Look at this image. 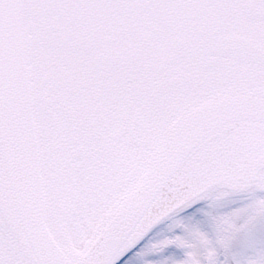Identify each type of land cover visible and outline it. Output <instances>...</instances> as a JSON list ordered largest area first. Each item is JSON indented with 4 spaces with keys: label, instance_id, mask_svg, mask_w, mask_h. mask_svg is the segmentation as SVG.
<instances>
[{
    "label": "snow or ice",
    "instance_id": "snow-or-ice-1",
    "mask_svg": "<svg viewBox=\"0 0 264 264\" xmlns=\"http://www.w3.org/2000/svg\"><path fill=\"white\" fill-rule=\"evenodd\" d=\"M213 171L264 178V0H0V264H131Z\"/></svg>",
    "mask_w": 264,
    "mask_h": 264
},
{
    "label": "rangeland",
    "instance_id": "rangeland-1",
    "mask_svg": "<svg viewBox=\"0 0 264 264\" xmlns=\"http://www.w3.org/2000/svg\"><path fill=\"white\" fill-rule=\"evenodd\" d=\"M259 240H264V192L218 193L157 230L131 264H258L246 250Z\"/></svg>",
    "mask_w": 264,
    "mask_h": 264
},
{
    "label": "water",
    "instance_id": "water-1",
    "mask_svg": "<svg viewBox=\"0 0 264 264\" xmlns=\"http://www.w3.org/2000/svg\"><path fill=\"white\" fill-rule=\"evenodd\" d=\"M260 178L237 177L224 171L174 182L166 188L141 220L132 238V247L139 246L172 217L205 201L211 194L228 192L245 194L259 185ZM138 247H136L137 249Z\"/></svg>",
    "mask_w": 264,
    "mask_h": 264
},
{
    "label": "flooded vegetation",
    "instance_id": "flooded-vegetation-1",
    "mask_svg": "<svg viewBox=\"0 0 264 264\" xmlns=\"http://www.w3.org/2000/svg\"><path fill=\"white\" fill-rule=\"evenodd\" d=\"M260 191L264 192V178H260L259 188Z\"/></svg>",
    "mask_w": 264,
    "mask_h": 264
},
{
    "label": "bare ground",
    "instance_id": "bare-ground-1",
    "mask_svg": "<svg viewBox=\"0 0 264 264\" xmlns=\"http://www.w3.org/2000/svg\"><path fill=\"white\" fill-rule=\"evenodd\" d=\"M216 194L214 193V194H211L205 201H203V202H201V203H199V204H197V205H195L194 207H192V208H195V207H197L198 205H200V204H202V203H205L206 201H208L209 199H211L213 196H215Z\"/></svg>",
    "mask_w": 264,
    "mask_h": 264
}]
</instances>
